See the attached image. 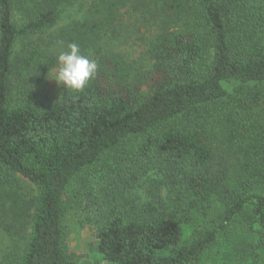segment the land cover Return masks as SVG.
<instances>
[{
	"label": "trees",
	"instance_id": "obj_1",
	"mask_svg": "<svg viewBox=\"0 0 264 264\" xmlns=\"http://www.w3.org/2000/svg\"><path fill=\"white\" fill-rule=\"evenodd\" d=\"M68 1L0 0V227L32 217L3 264H264V0H89L17 53ZM124 11L156 30L148 69L105 47L126 38ZM73 42L96 75L40 105ZM20 176L37 196L18 193ZM71 201L93 214L98 261L71 249Z\"/></svg>",
	"mask_w": 264,
	"mask_h": 264
},
{
	"label": "rangeland",
	"instance_id": "obj_2",
	"mask_svg": "<svg viewBox=\"0 0 264 264\" xmlns=\"http://www.w3.org/2000/svg\"><path fill=\"white\" fill-rule=\"evenodd\" d=\"M89 3V0H69L65 10L61 12V19L56 27L25 42H19L17 53L26 51L30 45L43 43L56 36V33L61 28L82 17L87 12ZM122 20L129 28L126 38L107 41L105 47L116 53H121L135 68H150L152 63L149 58V49L156 35L155 28L148 25L137 13L124 11ZM86 56L89 57V55ZM55 70L56 67L49 73L45 87L38 92L37 99L42 106L56 102L66 91L70 90L63 83H58L49 77L54 74ZM14 187L26 200L38 195L37 187L22 176L19 178V183ZM71 191L69 189L68 193H71ZM145 191L142 189L137 191L142 196V199L146 197ZM68 208L65 226L72 251L81 257V260L98 261L100 258L99 253L95 249L98 242L96 236L97 224L94 220H89V217L93 216L92 212L85 207L83 202L71 201L68 204ZM18 214L21 216L18 222H15V225L10 224L13 227L12 232L0 227V264H3L4 260L9 261V259L19 256L29 242L32 217L24 210L19 211ZM7 220L11 222L12 218L8 217ZM204 264L227 263L218 257H210Z\"/></svg>",
	"mask_w": 264,
	"mask_h": 264
},
{
	"label": "clouds",
	"instance_id": "obj_3",
	"mask_svg": "<svg viewBox=\"0 0 264 264\" xmlns=\"http://www.w3.org/2000/svg\"><path fill=\"white\" fill-rule=\"evenodd\" d=\"M97 71V61L82 54L79 45L73 42L58 52L56 70L49 77L63 83L67 89L83 91Z\"/></svg>",
	"mask_w": 264,
	"mask_h": 264
}]
</instances>
